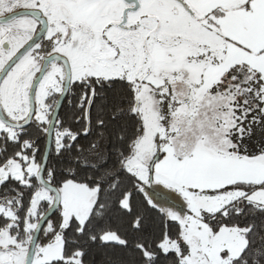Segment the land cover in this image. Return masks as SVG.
<instances>
[{
    "label": "snow or ice",
    "instance_id": "6c2138e0",
    "mask_svg": "<svg viewBox=\"0 0 264 264\" xmlns=\"http://www.w3.org/2000/svg\"><path fill=\"white\" fill-rule=\"evenodd\" d=\"M85 244L264 264V0H0V264Z\"/></svg>",
    "mask_w": 264,
    "mask_h": 264
},
{
    "label": "trees",
    "instance_id": "16d2710c",
    "mask_svg": "<svg viewBox=\"0 0 264 264\" xmlns=\"http://www.w3.org/2000/svg\"><path fill=\"white\" fill-rule=\"evenodd\" d=\"M65 120L66 124H71L73 130L79 128V125L72 123V115L66 113V115H61ZM70 119V120H69ZM89 138L81 136L78 140L80 145L87 146ZM45 146V139L40 140V156L43 154ZM48 162L51 166L57 168H64L65 165L60 161L59 158L55 156L54 153V144L52 142L51 149L48 155ZM137 200L139 198H136ZM144 211L148 217L147 219V232L148 233H158L160 230L159 216L156 210L151 209L148 206H145ZM56 215V214H55ZM52 215L51 219L56 221V216ZM128 217H120L116 215L113 217L111 226L113 228H120L121 231H124L126 227V221ZM172 235L175 236V225H172ZM84 250L86 255L84 256V264H139L140 254L135 251L133 248H121L119 246H107L102 247L97 244H85Z\"/></svg>",
    "mask_w": 264,
    "mask_h": 264
},
{
    "label": "flooded vegetation",
    "instance_id": "af4514ba",
    "mask_svg": "<svg viewBox=\"0 0 264 264\" xmlns=\"http://www.w3.org/2000/svg\"><path fill=\"white\" fill-rule=\"evenodd\" d=\"M59 113H60V115H62V114L66 115V113H68L69 115H72V108L69 105L68 100H62V108L59 110ZM45 143H46V139H45ZM51 144H52V138H51ZM50 149H51V147H50ZM56 220H57V217H56ZM41 239L44 240V237H41Z\"/></svg>",
    "mask_w": 264,
    "mask_h": 264
},
{
    "label": "rangeland",
    "instance_id": "374dc122",
    "mask_svg": "<svg viewBox=\"0 0 264 264\" xmlns=\"http://www.w3.org/2000/svg\"><path fill=\"white\" fill-rule=\"evenodd\" d=\"M163 192H167V190H162ZM166 199L168 201V205H172V204H178L179 201L174 199V194L172 193H168L166 196ZM166 205V206H168ZM58 218V213L55 215Z\"/></svg>",
    "mask_w": 264,
    "mask_h": 264
},
{
    "label": "water",
    "instance_id": "95a60500",
    "mask_svg": "<svg viewBox=\"0 0 264 264\" xmlns=\"http://www.w3.org/2000/svg\"><path fill=\"white\" fill-rule=\"evenodd\" d=\"M50 147H51V137H48L46 139V143H45V147H44V151H43V155H42L43 157L48 158Z\"/></svg>",
    "mask_w": 264,
    "mask_h": 264
}]
</instances>
